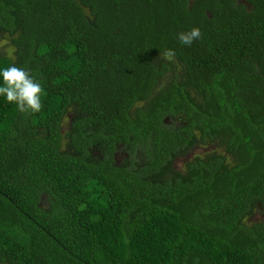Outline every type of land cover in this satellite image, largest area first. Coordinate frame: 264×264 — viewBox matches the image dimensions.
<instances>
[{"label":"trees","instance_id":"1","mask_svg":"<svg viewBox=\"0 0 264 264\" xmlns=\"http://www.w3.org/2000/svg\"><path fill=\"white\" fill-rule=\"evenodd\" d=\"M0 39L44 88L0 96V264H264V0H0Z\"/></svg>","mask_w":264,"mask_h":264},{"label":"clouds","instance_id":"2","mask_svg":"<svg viewBox=\"0 0 264 264\" xmlns=\"http://www.w3.org/2000/svg\"><path fill=\"white\" fill-rule=\"evenodd\" d=\"M179 41L187 46L198 39H202V33L199 27H193L191 30L178 34ZM175 55L174 50L168 49L162 56L166 59H172ZM3 85L0 86V96H5L9 103L16 104L21 113H38L44 104L42 95L44 88L37 81L29 70L12 64L0 69Z\"/></svg>","mask_w":264,"mask_h":264},{"label":"rangeland","instance_id":"3","mask_svg":"<svg viewBox=\"0 0 264 264\" xmlns=\"http://www.w3.org/2000/svg\"><path fill=\"white\" fill-rule=\"evenodd\" d=\"M0 53L6 54V55H11L12 51L10 49V47L8 46V41L6 39H0ZM69 119L66 118L63 121V129H66L67 124H68ZM117 158H123L122 153L117 155ZM183 162V158L179 157L178 159H176V166H180V164ZM251 221L252 222H256V221H264V214H255L254 216L251 217Z\"/></svg>","mask_w":264,"mask_h":264}]
</instances>
